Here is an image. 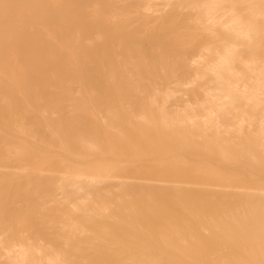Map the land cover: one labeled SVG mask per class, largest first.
Here are the masks:
<instances>
[{
    "label": "bare ground",
    "instance_id": "obj_1",
    "mask_svg": "<svg viewBox=\"0 0 264 264\" xmlns=\"http://www.w3.org/2000/svg\"><path fill=\"white\" fill-rule=\"evenodd\" d=\"M0 264H264V0H0Z\"/></svg>",
    "mask_w": 264,
    "mask_h": 264
}]
</instances>
